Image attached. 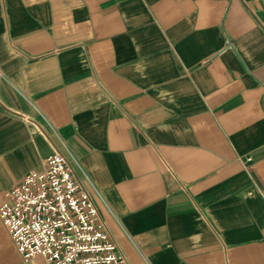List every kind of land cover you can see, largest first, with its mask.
Returning a JSON list of instances; mask_svg holds the SVG:
<instances>
[{
  "label": "crops",
  "instance_id": "1",
  "mask_svg": "<svg viewBox=\"0 0 264 264\" xmlns=\"http://www.w3.org/2000/svg\"><path fill=\"white\" fill-rule=\"evenodd\" d=\"M54 153L128 264H264V0H0V204Z\"/></svg>",
  "mask_w": 264,
  "mask_h": 264
},
{
  "label": "built area",
  "instance_id": "2",
  "mask_svg": "<svg viewBox=\"0 0 264 264\" xmlns=\"http://www.w3.org/2000/svg\"><path fill=\"white\" fill-rule=\"evenodd\" d=\"M43 165L6 190L0 204V220L24 261L128 264L68 159L54 153Z\"/></svg>",
  "mask_w": 264,
  "mask_h": 264
},
{
  "label": "rangeland",
  "instance_id": "3",
  "mask_svg": "<svg viewBox=\"0 0 264 264\" xmlns=\"http://www.w3.org/2000/svg\"><path fill=\"white\" fill-rule=\"evenodd\" d=\"M37 264H42L44 262L42 257H38V259L36 260Z\"/></svg>",
  "mask_w": 264,
  "mask_h": 264
}]
</instances>
